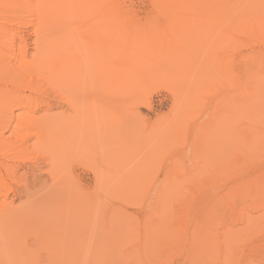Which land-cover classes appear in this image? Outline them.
Returning <instances> with one entry per match:
<instances>
[{
  "label": "rangeland",
  "instance_id": "obj_1",
  "mask_svg": "<svg viewBox=\"0 0 264 264\" xmlns=\"http://www.w3.org/2000/svg\"><path fill=\"white\" fill-rule=\"evenodd\" d=\"M83 2L0 0V264H264V0Z\"/></svg>",
  "mask_w": 264,
  "mask_h": 264
},
{
  "label": "bare ground",
  "instance_id": "obj_2",
  "mask_svg": "<svg viewBox=\"0 0 264 264\" xmlns=\"http://www.w3.org/2000/svg\"><path fill=\"white\" fill-rule=\"evenodd\" d=\"M255 2V1H254ZM84 2H83V0H30V6H31V11H32V13H33V17L35 18V20H36V23H34L33 24V26L36 28V30L38 31V32H43V29L44 28H46L48 25H49V23L51 22V18L52 17H56V16H58L57 17V20L59 21V22H62V26H61V28L63 27V26H65L66 28H67V26L65 25V16H64V14H66V13H73V14H76V15H79L81 12H82V10H83V8H84V4H83ZM58 26H60V25H58ZM61 28L60 29H58L57 30V34L56 35H53V36H55V37H58V38H60V37H62L61 35V33H58L59 31H61ZM69 28V27H68ZM58 35H60V37L58 36ZM63 35H65V34H63ZM52 36V37H53ZM54 38V37H53ZM58 38H55L54 40H56V39H58ZM58 41H60V40H57V42ZM61 41H62V39H61ZM60 41V42H61ZM45 48V47H44ZM70 48H72V47H70ZM72 50V49H71ZM46 51V50H45ZM47 52V51H46ZM65 52V59H66V56H67V54H68V49H67V52L66 51H64ZM145 52V50L144 51H142V53H144ZM41 53V52H40ZM67 53V54H66ZM72 53L73 52H71L70 54L72 55ZM76 53V52H75ZM63 54H58V56H55V59L56 58H59V59H61V60H58V59H52V58H54V57H51V59H49V60H51V62L49 61H47L48 60V58L50 57V54H48L49 55V57L47 56V55H45V54H43V55H41V54H37L39 57H37V58H34L33 60H31L30 62H29V65L30 66H27V68L28 69H25V72L27 71V70H29V73L28 72H26V74H27V76H29V78H31V77H33V76H37V77H40V78H46V79H48V76H50V78H52V79H54V80H57V81H62V78H61V76H65V75H67L68 74V76H71V77H73L74 75H75V73L73 72V70H75V69H77V68H74L73 69V64L72 63H74L73 61L75 60L74 58H76V57H74L73 55V57L69 54L68 56H70V57H72L73 58V60H72V58L71 59H68V56H67V59H68V61L69 60H71L72 62H70L69 61V64L68 63H66V65H65V59H62L61 57V55H63ZM74 54V53H73ZM88 54V53H87ZM90 54V53H89ZM92 54V53H91ZM41 55V56H40ZM78 55V54H77ZM100 55V54H99ZM153 55V54H152ZM76 56V55H75ZM69 57V58H70ZM88 57V56H87ZM91 57V55L89 56V58ZM99 57V58H98ZM97 58L98 59H100V56H98ZM79 57H77L76 59H78ZM88 59V58H87ZM96 59V58H95ZM94 59V60H95ZM64 60V62H62ZM101 60V59H100ZM99 60V61H100ZM79 60H77V62H78ZM81 61V60H80ZM76 62V61H75ZM94 62V61H93ZM93 62H92V67H93ZM98 62V61H97ZM96 62V63H97ZM95 63V62H94ZM101 63V62H100ZM99 63V64H100ZM99 64L97 65L98 67H99ZM68 65V67H70L69 69H68V67L66 68V66ZM101 66H102V64H100ZM75 66V65H74ZM96 66V67H97ZM94 67H95V65H94ZM26 68V67H25ZM23 69V68H22ZM80 69V68H79ZM90 69H94V68H90ZM100 69H102V67L101 68H99V72H100ZM19 70V69H18ZM97 70V69H96ZM80 73H81V69H80ZM132 73V72H131ZM135 73V72H134ZM74 74V75H73ZM111 74V73H110ZM77 75H79L78 73H77ZM113 75V74H112ZM120 75V74H119ZM119 75L117 74V76L119 77ZM117 76H116V78H117ZM121 76L122 75H120V77L118 78V79H121ZM76 77V76H75ZM79 77V76H78ZM108 77V76H107ZM123 78V77H122ZM134 78V77H133ZM113 79V78H112ZM115 79V78H114ZM124 79V78H123ZM137 79V78H136ZM136 79L134 80V79H130V82L132 81V80H134V81H136ZM106 80H111V78H109V79H107L106 78ZM126 80V79H125ZM115 83H116V80H113ZM118 81H120L121 83H122V85L121 86H123V85H128L127 84V82H128V80H126V84H123L125 81L123 80V82H122V80H118ZM134 81H132V83L134 84ZM120 82H118L119 84H121ZM129 82V83H130ZM137 82V81H136ZM115 83H113V84H115ZM117 83V86L119 85ZM116 85V84H115ZM130 85V84H129ZM68 86V85H67ZM67 86H65V87H67ZM20 99V97L19 98H17V100L15 99L14 100V102L15 101H17L18 102V104L19 105H22L23 104V101H21V100H19ZM99 119V118H98ZM97 119V120H98ZM69 121V120H68ZM45 123L46 124H50L51 125V123H52V125H53V121L50 119V120H46L45 121ZM66 123H68V122H66ZM110 123V122H109ZM73 124V123H72ZM71 124V125H72ZM103 124V123H102ZM104 125V124H103ZM72 127H74L73 125H72ZM73 129V128H72ZM91 129V128H90ZM57 130H60V128L59 129H56V131ZM54 132V134L55 135H53V136H51L50 138H49V142H48V144L50 143V145H52L53 147H55V142H57L58 140L60 141L64 136L62 135V136H58V135H60V134H65V133H60V134H57L56 135V133L57 132ZM74 131H76V130H74ZM62 132V131H61ZM67 135V138H68V134H66ZM58 136V137H57ZM76 136V135H75ZM62 137V138H61ZM70 137V136H69ZM57 138H61V139H57ZM57 139V140H56ZM63 142V141H62ZM52 143V144H51ZM60 143V142H59ZM58 143V144H59ZM67 143V142H66ZM59 146H60V144H59ZM58 146V147H59Z\"/></svg>",
  "mask_w": 264,
  "mask_h": 264
}]
</instances>
